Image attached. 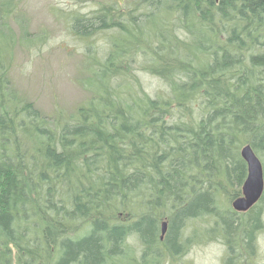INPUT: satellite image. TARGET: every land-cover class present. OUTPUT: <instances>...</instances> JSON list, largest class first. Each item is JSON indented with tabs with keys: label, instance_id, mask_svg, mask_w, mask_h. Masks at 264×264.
<instances>
[{
	"label": "trees",
	"instance_id": "trees-1",
	"mask_svg": "<svg viewBox=\"0 0 264 264\" xmlns=\"http://www.w3.org/2000/svg\"><path fill=\"white\" fill-rule=\"evenodd\" d=\"M128 5L71 17L74 37L110 41L89 59L95 93L71 111L5 98L0 75V264H115L132 235L139 263L180 256L200 218L213 225L195 237L252 253L263 200L246 214L217 201L241 195L240 148L264 153V0ZM133 66L168 89L146 94Z\"/></svg>",
	"mask_w": 264,
	"mask_h": 264
},
{
	"label": "rangeland",
	"instance_id": "rangeland-1",
	"mask_svg": "<svg viewBox=\"0 0 264 264\" xmlns=\"http://www.w3.org/2000/svg\"><path fill=\"white\" fill-rule=\"evenodd\" d=\"M130 1L0 0V48H3L0 51V75H4L3 79L7 80L4 97L7 98L13 92L17 99L30 102L46 115L56 107L71 111L91 97L96 88L93 92L92 75L87 72L89 59L95 51L100 56L102 53L99 52L110 41L106 32H99L90 40L74 37L69 28L71 17L77 14L89 16L91 12L111 5L124 10L131 7L128 5ZM8 8L9 12L6 11ZM136 14L135 11L133 15ZM87 47L89 52H85ZM133 68L136 82L146 94L154 97L155 93L168 89V85L160 78L140 71L136 66ZM256 156L262 164L264 178V153ZM262 200V227L255 234L252 253L240 248L238 237L229 239L234 247L232 253H229L226 240L219 237V232L214 236L211 233V236L195 237L213 225L210 219L200 218L184 227L185 235L196 231V235L192 233L184 254L172 256L160 252L159 257L146 256L139 263L141 245L132 235L123 244L129 254L126 258L119 257L115 264H264V194ZM217 205L222 211H232L226 197L222 195ZM118 219H122L121 214ZM12 264H18L16 257Z\"/></svg>",
	"mask_w": 264,
	"mask_h": 264
},
{
	"label": "water",
	"instance_id": "water-1",
	"mask_svg": "<svg viewBox=\"0 0 264 264\" xmlns=\"http://www.w3.org/2000/svg\"><path fill=\"white\" fill-rule=\"evenodd\" d=\"M241 159L246 165V177L241 186V197L234 199L231 207L235 212H245L259 199L263 191L262 166L256 154L250 147L245 145L239 151ZM167 223H161L160 239L164 236Z\"/></svg>",
	"mask_w": 264,
	"mask_h": 264
},
{
	"label": "flooded vegetation",
	"instance_id": "flooded-vegetation-1",
	"mask_svg": "<svg viewBox=\"0 0 264 264\" xmlns=\"http://www.w3.org/2000/svg\"><path fill=\"white\" fill-rule=\"evenodd\" d=\"M247 212H248V211H247ZM247 212H246V213H247ZM246 213H243V214H246Z\"/></svg>",
	"mask_w": 264,
	"mask_h": 264
}]
</instances>
